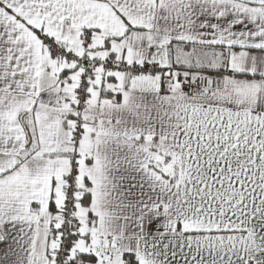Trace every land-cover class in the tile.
Segmentation results:
<instances>
[{
	"label": "snow or ice",
	"instance_id": "obj_1",
	"mask_svg": "<svg viewBox=\"0 0 264 264\" xmlns=\"http://www.w3.org/2000/svg\"><path fill=\"white\" fill-rule=\"evenodd\" d=\"M0 264H264V0H0Z\"/></svg>",
	"mask_w": 264,
	"mask_h": 264
}]
</instances>
